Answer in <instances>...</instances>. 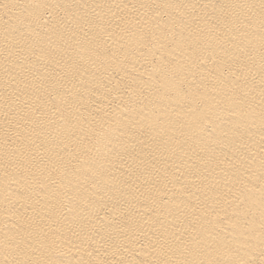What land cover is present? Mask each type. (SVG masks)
Masks as SVG:
<instances>
[{"label":"bare ground","instance_id":"bare-ground-1","mask_svg":"<svg viewBox=\"0 0 264 264\" xmlns=\"http://www.w3.org/2000/svg\"><path fill=\"white\" fill-rule=\"evenodd\" d=\"M0 264H264V0H0Z\"/></svg>","mask_w":264,"mask_h":264}]
</instances>
